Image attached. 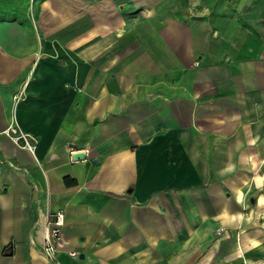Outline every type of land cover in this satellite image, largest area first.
<instances>
[{
	"label": "crops",
	"instance_id": "obj_1",
	"mask_svg": "<svg viewBox=\"0 0 264 264\" xmlns=\"http://www.w3.org/2000/svg\"><path fill=\"white\" fill-rule=\"evenodd\" d=\"M168 1L0 0V264H264V53Z\"/></svg>",
	"mask_w": 264,
	"mask_h": 264
},
{
	"label": "rangeland",
	"instance_id": "obj_2",
	"mask_svg": "<svg viewBox=\"0 0 264 264\" xmlns=\"http://www.w3.org/2000/svg\"><path fill=\"white\" fill-rule=\"evenodd\" d=\"M168 4L181 16L195 13L207 18L212 35L235 39L248 35L249 56L264 53V0H169Z\"/></svg>",
	"mask_w": 264,
	"mask_h": 264
},
{
	"label": "built area",
	"instance_id": "obj_3",
	"mask_svg": "<svg viewBox=\"0 0 264 264\" xmlns=\"http://www.w3.org/2000/svg\"><path fill=\"white\" fill-rule=\"evenodd\" d=\"M12 132L16 133V130L13 129ZM15 139H21L23 144L27 146L29 150L33 148V145L28 142V139L25 135L18 134ZM63 226L64 215L61 211L54 213L53 217L48 219L45 223L43 246L41 252L45 260L48 262H56V253L60 246Z\"/></svg>",
	"mask_w": 264,
	"mask_h": 264
},
{
	"label": "water",
	"instance_id": "obj_4",
	"mask_svg": "<svg viewBox=\"0 0 264 264\" xmlns=\"http://www.w3.org/2000/svg\"><path fill=\"white\" fill-rule=\"evenodd\" d=\"M71 158H72L73 160L83 159V158H85V152H83V151H74V152L71 154Z\"/></svg>",
	"mask_w": 264,
	"mask_h": 264
}]
</instances>
